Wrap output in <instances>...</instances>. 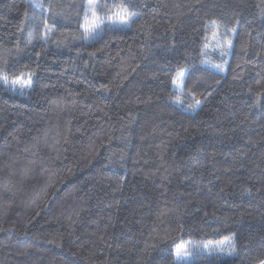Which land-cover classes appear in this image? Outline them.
I'll return each mask as SVG.
<instances>
[{
  "label": "trees",
  "instance_id": "1",
  "mask_svg": "<svg viewBox=\"0 0 264 264\" xmlns=\"http://www.w3.org/2000/svg\"><path fill=\"white\" fill-rule=\"evenodd\" d=\"M88 3L0 0V264H260L264 0Z\"/></svg>",
  "mask_w": 264,
  "mask_h": 264
},
{
  "label": "snow or ice",
  "instance_id": "2",
  "mask_svg": "<svg viewBox=\"0 0 264 264\" xmlns=\"http://www.w3.org/2000/svg\"><path fill=\"white\" fill-rule=\"evenodd\" d=\"M88 8L90 9L91 14H92V23L90 25L89 24L85 25V31L92 33L99 27V24L102 23V21H100L99 17L97 16V12H96L97 5L94 3V0H89ZM85 19H86V21L88 20L87 14L85 16ZM127 20H128V18L124 17V19L122 20V23H127ZM212 24H213V26H216V21H212ZM233 31H234V29H233ZM217 36H219V32H214L213 33V39H216ZM227 43H228V47L230 48L231 47V41H228ZM222 54H224V53H222ZM217 67H219V66H217ZM180 75L182 76L183 73H180ZM5 82L7 83V78H5ZM17 82L18 81H13V83H17ZM220 243L223 244L224 241H221ZM233 250H234V247H233ZM229 254H231V253H229ZM190 255H191V253H189L184 248L183 245H177L176 256L178 259L182 260V259L189 257ZM260 264H264V261H261Z\"/></svg>",
  "mask_w": 264,
  "mask_h": 264
},
{
  "label": "rangeland",
  "instance_id": "3",
  "mask_svg": "<svg viewBox=\"0 0 264 264\" xmlns=\"http://www.w3.org/2000/svg\"><path fill=\"white\" fill-rule=\"evenodd\" d=\"M198 247L203 248V249H206L208 251H209V248H210V246L209 245H206V244H200V245H198ZM186 250L189 253H191V254L197 253L199 251L198 249H196V245H193V246L192 245H189V246H187V249Z\"/></svg>",
  "mask_w": 264,
  "mask_h": 264
}]
</instances>
